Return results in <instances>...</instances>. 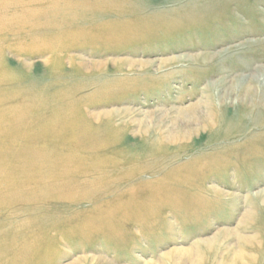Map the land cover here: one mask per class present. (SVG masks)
<instances>
[{
    "label": "rangeland",
    "instance_id": "1",
    "mask_svg": "<svg viewBox=\"0 0 264 264\" xmlns=\"http://www.w3.org/2000/svg\"><path fill=\"white\" fill-rule=\"evenodd\" d=\"M0 264H264V0H0Z\"/></svg>",
    "mask_w": 264,
    "mask_h": 264
},
{
    "label": "bare ground",
    "instance_id": "2",
    "mask_svg": "<svg viewBox=\"0 0 264 264\" xmlns=\"http://www.w3.org/2000/svg\"><path fill=\"white\" fill-rule=\"evenodd\" d=\"M199 119H200V118H199ZM211 240H212V239H211ZM211 240H210V241H211ZM213 241H214V240H213ZM199 244H200V243H197V244H196V246L198 247V246H199Z\"/></svg>",
    "mask_w": 264,
    "mask_h": 264
}]
</instances>
